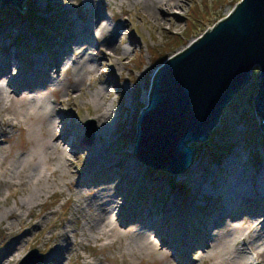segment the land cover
Segmentation results:
<instances>
[{
	"label": "bare ground",
	"instance_id": "bare-ground-1",
	"mask_svg": "<svg viewBox=\"0 0 264 264\" xmlns=\"http://www.w3.org/2000/svg\"><path fill=\"white\" fill-rule=\"evenodd\" d=\"M93 1L58 2L55 7L60 9V24L57 28L59 39L53 40L52 36L43 51L37 47V43L33 46L27 41L23 49L27 52L28 60L24 63L18 56L20 48L13 41L14 34L22 31V27L17 23L0 27V182L6 186L10 185L12 194L13 190L17 194L24 188L25 199L20 204V209L26 211L25 214L19 213V219L28 217L31 221L35 220L36 208L41 206L44 195L51 191V178L56 181L58 172L63 177L66 176L64 163H68L69 167L72 164L71 152L87 151L90 153L88 165L91 169L80 173L77 184L79 187L88 186V193L97 192L98 195L83 208L79 205L82 201L81 192H73L78 201L76 214L86 221L82 236L87 237L85 229L88 228L93 233L91 238L94 241H111L107 243V247L115 249L123 261L124 255L128 254L132 261L148 257L162 264H173L171 254L165 250L169 249L173 251L172 258L177 264H254L255 260L257 264H264V249H261L264 247V166L255 170L258 175L251 173L248 177L243 169L244 165L241 170L242 165L239 168L233 160H228L220 171L236 174L233 177L234 185H231V181L224 183L223 188L227 184L228 189L223 191V182L212 176L210 186L218 191L215 196L211 194L209 197L203 194L201 188L200 182L203 179L197 172L200 167L197 159L185 173L174 174L175 178L178 177V184L185 187V191L192 188L194 195L211 201L209 209L214 212L206 223L209 225L206 236H203L200 228L202 225L204 227V224L197 218L199 229H195L197 225L189 223L186 211L182 209V205H178L176 199H172L169 206H164L169 194L163 184L149 179L143 180L145 172H139L137 163L129 166L128 170L132 172L129 179L132 183L128 184L126 192L111 183L114 178L122 179L124 175L114 163L113 150L109 151L115 149L110 138L107 143L103 142V136L115 114L113 103L106 106L107 85L117 84V80L113 73L106 81L97 75L104 66L103 61L111 64L116 60L122 69L126 68L129 50L119 47L117 38L121 30L131 29L132 24L114 26L112 22L116 21L115 17L106 18L104 12L99 9L100 5H104V1L100 0L98 5ZM144 1L150 5L152 1L158 4L156 9L164 16L163 21H170L169 18L177 19V15H182L180 11L185 2ZM139 2L143 3V0H137V3ZM105 6L109 7V4ZM73 9L76 11L74 15L82 22L86 21L85 24L77 23ZM1 19L0 15V23ZM20 31L16 34V40L23 42L25 39ZM128 41L133 42L131 38ZM88 42L91 48L87 49L84 44ZM71 71L72 77L69 74ZM85 75L90 77L89 87L95 89L97 84L101 85L92 96L95 114L88 111L84 120L78 122L69 115L63 119L64 113H61L60 106L65 101L60 93L63 90L68 94L78 93V90L81 92L87 79L83 80ZM103 81L105 84H102ZM133 89L134 87H129L128 92ZM144 100L147 101V98ZM138 107L140 108V105ZM91 118L96 120L99 126L96 142L82 139L83 128ZM22 130L27 132V141L21 147L24 153L14 157L4 144L11 145L14 132ZM128 132L130 131H125ZM67 146L71 148L69 152ZM132 150L135 148L132 147ZM44 160L47 161V166H42ZM99 169L102 170L101 173L98 172ZM202 171L204 174H212L205 168ZM16 179H19V182H16ZM15 186L22 188L15 189ZM113 189L117 190L114 195ZM126 195L129 196L128 201ZM7 201L6 198L5 204ZM17 211V208L9 209L4 211L3 215L15 219ZM86 211L88 215L85 214ZM161 212L164 213L165 220L160 226L154 222V217H158ZM260 214L263 216L260 217ZM37 224L42 225V222ZM73 226L74 221L62 229V232H57L61 227L54 223L49 227L50 233L46 239H29L36 246L38 241L41 242L37 247L47 255L41 264L73 263V259L69 262L65 255L71 257L74 252L77 256L78 248L82 246V243L78 246L75 241L69 243V228L74 232L73 238L76 236ZM178 228H183L184 233L175 240L172 234ZM6 229L12 233L13 223H9ZM11 238L7 239L8 241L0 240V245L6 242L7 248L6 253L0 252V264H16L21 260L22 242L27 237L21 233L13 240ZM61 238L63 244H58ZM123 241H126L125 245ZM67 245L69 247H66ZM84 250H87V247ZM194 256L196 260H193ZM116 262L114 260L110 263L117 264ZM84 264L99 263L85 258Z\"/></svg>",
	"mask_w": 264,
	"mask_h": 264
},
{
	"label": "rangeland",
	"instance_id": "rangeland-1",
	"mask_svg": "<svg viewBox=\"0 0 264 264\" xmlns=\"http://www.w3.org/2000/svg\"><path fill=\"white\" fill-rule=\"evenodd\" d=\"M60 1L61 0H25L22 8L28 6L30 11L33 12L32 14L29 13L30 11L27 12L29 13L28 16L33 18L32 22L35 19L33 14L39 15V18L37 15V20L34 21L35 23H32L29 20H25L20 14L19 7L10 4L6 5L4 1L0 0V15L2 16L0 27L9 23H17L19 27H22V31H19L25 41L19 42L16 40V34L19 32L17 30L13 36L14 44L20 48L18 56L22 63L28 60L27 52L23 49V45L27 43V41L33 46H36L35 43H37V47L43 51L50 43L52 36H54L53 40L59 39V31L57 28L60 24V9L56 8L55 5ZM94 1L97 5L100 3V0ZM103 1L104 5H100L99 9L104 12L106 18L115 17L116 21L111 19L114 26L119 27L129 23L132 24L131 29L122 28L123 30H121V33L118 35L119 38H117L119 43L118 46L122 49L129 50L126 68L122 69L116 60L111 64L103 61L102 63H104V66L97 75L99 78L106 81L113 73L117 80V84L112 83V85H107L108 101L106 106L113 103L115 114L112 116L107 132L103 136V142L105 141V143H107L110 138V142L115 149H110L109 151L111 152L113 150V156H115L114 163L124 172V175L122 179L119 177L114 178L111 180V183H115V187H119V189L122 188V190L126 192L129 187L128 184L132 183L129 179L131 178L130 176H132V172L128 170L129 166L133 163H137L139 172H141V170L145 172L143 180L149 179L152 182H161L163 184L166 193L169 194V198L167 201L165 200L166 204L164 203V206H169L171 200L176 199L178 205H182V209L186 211L189 223L193 222V224L195 223L197 225L195 229H199L197 224L198 219L201 224H204L205 229L203 225L200 226V228L203 231V236H206V232L209 230V225L206 223L214 212L209 209L211 201H205L202 197L194 195L192 188L185 191V187L178 184L179 181L177 176L175 178V175L171 173L170 176H168L166 174H169V172H164L163 169L156 170L152 166L146 165L140 161L135 155V150H132V147L135 148V138L132 134L137 131L141 110L149 103V93L156 71L167 59L183 52L192 43L202 37L207 32L208 28L213 27L221 19L229 16L234 5L240 3L242 0H185L182 4V11H180L182 15H177V19L169 18L170 21H163L164 16L157 11L156 7L158 4L153 3V1L151 5L144 0L143 3H137V0ZM176 2L179 1L176 0ZM106 4H109V7L105 6ZM73 11L74 15L76 11L74 9ZM74 17L78 24H85L86 21L82 22L76 15H74ZM129 38H131L133 42H129ZM176 38L188 41L181 47L168 52V58L158 63L157 59L160 57L161 52L170 49L169 43ZM38 40L41 41L38 42ZM93 41L92 39L91 42L93 43ZM89 43L90 42L85 43L84 47L86 46L87 49L91 48ZM128 59L130 61H128ZM69 74L71 77L73 76L72 71ZM258 76L259 74L255 73L251 84L245 88V90L238 93L231 104L225 108L219 125L210 133L209 139L204 143H192L190 145L194 147L199 144L200 150L196 159L200 163V167H198L197 172L203 179L200 184L203 194L206 197L215 196L218 191V189H214L210 186V182L213 179L212 176L217 178L219 182H223L221 186V190L223 191L228 189L227 184L229 181H231V185H234L235 181L233 177H235L236 174H229L227 172L222 173L220 171V168L225 166L228 160H233L239 168L242 165L240 169H245V174L248 177L251 173L255 176L258 175L255 170H260V167L264 166V133L261 130V124L257 117L254 104V97L257 93L256 86L260 82ZM85 79L86 82L83 83L81 92L78 90V93L70 92V94H68L64 90L61 91L60 96L65 101V103L60 106L62 110L61 113H64L62 115L63 119L65 116L69 115L78 122L79 120H84L88 111L93 113V115L95 114V105L92 102V96L101 85L97 84L95 89L91 88L89 87L90 77L85 75L83 80ZM102 84H105L104 81ZM129 87H134L133 91L128 92ZM146 98L147 101L144 100ZM138 105H140V108ZM87 123L82 131V139L84 141L89 139L91 142H96L98 140L97 135L99 133V126L93 118L87 121ZM90 131L94 132L93 136L88 135ZM125 131H130V136L127 137ZM128 138L129 140H127ZM26 141L27 132L25 130L15 131L13 143L11 145L5 143L4 145L15 157L17 154L24 153L21 147ZM66 149L69 152L71 148L67 146ZM71 157L72 164L70 167L68 163H64L66 168L65 177H63L60 172L57 173L56 181H53V178L50 177L52 180L50 183L52 184L51 191L47 195H44L41 199V206L36 208L37 217L35 220L31 221L28 217L26 219H19V213L25 214L26 211L20 209V204H22L25 199L24 188L15 186V189L19 187L22 188V191L15 194L13 190L12 194L11 186H6L0 182V240H7L10 237H12L11 239L13 240L21 233L25 234L27 237L22 242L23 250L21 252V260L16 264L44 263L47 255L46 253H42L37 247L41 242L38 241V245L36 246L31 243L29 239H46L49 236V227L52 224L58 223L61 228H59L57 232H62V229H65L67 225H70L73 221V228L76 230V236L73 238L74 232L72 228H69V230H71L69 233V243L75 241L78 246L82 243V246L78 248L77 256L74 252L71 257L65 255L69 262L73 259L72 264H84L85 258L99 264H112L110 262L114 260L117 261V264H162L148 257H145L144 260L132 261L128 254L124 255L125 259L123 261L120 254L115 249H109V246L107 247V243L111 241L106 239L99 242L94 241L91 238L93 233L88 228L85 229L87 237L82 236V229L85 227L86 221L80 215L76 214L78 201L73 192H81L80 198L82 201H80L79 205L83 208H85L84 206L87 202L94 200L98 193L92 192L90 194L87 192L89 191L88 186L79 187L77 184L80 173H83L85 169H91L88 165L90 153L87 151L83 153L81 151H74L71 152ZM45 165H48L46 160H44L42 166ZM97 165L98 163L96 166ZM146 167H148V169ZM53 168H55L54 164ZM151 168H153V171H151ZM204 168L212 174H204L202 171ZM98 172L101 173L102 170L99 169ZM173 177L175 180L172 179ZM16 182H19V179H16ZM224 183H227L225 188H223ZM116 193L117 190L114 191L113 189L112 195ZM125 197H127L126 200L128 201L129 196L126 195ZM6 198L8 200L7 204L4 202ZM190 204H192L191 207L189 206ZM13 208H17L18 210L17 214H15V219L3 215L4 211ZM85 214L88 215V212L86 211ZM259 216L261 217L263 215L260 214ZM154 219V222L161 226L165 220L164 213L161 212L160 215L154 217ZM38 222H42V225L37 224ZM9 223H13L12 233H9V230L6 229ZM4 231L6 232L5 235L3 234ZM183 233V228L180 230L178 228L173 232L172 237L178 240ZM161 238L164 237H160V239ZM163 240H165V238ZM122 243L125 245L126 241ZM58 244H63L62 238ZM66 247H69V245ZM85 247H87V250H84ZM261 249H264V247ZM33 250H36L38 254L32 255L25 261V258L28 257ZM165 250L168 254H171V262L177 264L174 258H172L173 251L169 249ZM0 252H7L6 242L0 245ZM77 257H79V259H77ZM250 257H252V255ZM254 257L256 258V255ZM194 259L196 260L195 256L193 257V260ZM66 264L68 263L66 262ZM254 264H257L256 260Z\"/></svg>",
	"mask_w": 264,
	"mask_h": 264
},
{
	"label": "water",
	"instance_id": "water-1",
	"mask_svg": "<svg viewBox=\"0 0 264 264\" xmlns=\"http://www.w3.org/2000/svg\"><path fill=\"white\" fill-rule=\"evenodd\" d=\"M3 1L21 9L25 0ZM255 69L260 82L254 104L264 133V0H242L156 71L138 120L136 157L173 175L188 171L199 148L190 143L209 139L225 108L251 84Z\"/></svg>",
	"mask_w": 264,
	"mask_h": 264
},
{
	"label": "trees",
	"instance_id": "trees-1",
	"mask_svg": "<svg viewBox=\"0 0 264 264\" xmlns=\"http://www.w3.org/2000/svg\"><path fill=\"white\" fill-rule=\"evenodd\" d=\"M29 8H28V6H25V7H23V8H21L20 9V14L25 18V20H29V21H31L32 22V20H33V18H30L29 16H28V14L30 13V14H32L33 12H29V13H27V10H28ZM33 16H34V21H36L37 20V15L36 14H33ZM38 18H39V16H38ZM33 21V22H34ZM32 22V23H33ZM191 38V37H190ZM189 38V39H190ZM188 41V40H187ZM187 41H184L183 39H180V38H176V39H174L172 42H170L169 43V46H170V49H167V50H165L164 52H161V54H160V57H158V63H161V62H163L164 60H166L168 57H167V54H168V52H170L171 50H174L175 48H179V47H181L183 44H185ZM255 73H258V70L257 69H255L254 71H253V75L255 74ZM256 89H257V86H256ZM145 108V107H144ZM143 108V109H144ZM142 109V110H143ZM141 110V111H142ZM127 137L128 136H130V132H128L127 133V135H126ZM132 136L135 138L134 140H136V136H137V131L134 133V134H132ZM127 140H129V138L127 139ZM197 149H198V151H197V154H196V156H198V154H199V148L197 147ZM151 171H153V168H151ZM164 172H166V171H164ZM168 173V172H167ZM166 175H168V176H170V173L169 174H166ZM172 177V176H171ZM173 180H175V178L173 177L172 178Z\"/></svg>",
	"mask_w": 264,
	"mask_h": 264
}]
</instances>
